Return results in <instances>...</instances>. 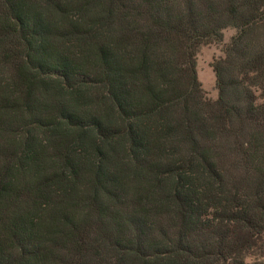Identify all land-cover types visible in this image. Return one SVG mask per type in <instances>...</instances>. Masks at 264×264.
I'll list each match as a JSON object with an SVG mask.
<instances>
[{"label": "trees", "instance_id": "trees-1", "mask_svg": "<svg viewBox=\"0 0 264 264\" xmlns=\"http://www.w3.org/2000/svg\"><path fill=\"white\" fill-rule=\"evenodd\" d=\"M0 264H264V0H0Z\"/></svg>", "mask_w": 264, "mask_h": 264}, {"label": "rangeland", "instance_id": "rangeland-1", "mask_svg": "<svg viewBox=\"0 0 264 264\" xmlns=\"http://www.w3.org/2000/svg\"><path fill=\"white\" fill-rule=\"evenodd\" d=\"M236 33L234 29L224 31L223 41L221 43H211L201 47L196 56V70L199 81L209 100L218 99V90L216 87V76L212 65L214 61L224 58V48L229 43L231 37Z\"/></svg>", "mask_w": 264, "mask_h": 264}]
</instances>
